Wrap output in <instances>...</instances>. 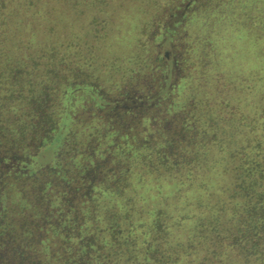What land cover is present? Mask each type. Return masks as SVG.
<instances>
[{
	"label": "trees",
	"instance_id": "trees-1",
	"mask_svg": "<svg viewBox=\"0 0 264 264\" xmlns=\"http://www.w3.org/2000/svg\"><path fill=\"white\" fill-rule=\"evenodd\" d=\"M0 264H264V0H0Z\"/></svg>",
	"mask_w": 264,
	"mask_h": 264
},
{
	"label": "rangeland",
	"instance_id": "rangeland-1",
	"mask_svg": "<svg viewBox=\"0 0 264 264\" xmlns=\"http://www.w3.org/2000/svg\"><path fill=\"white\" fill-rule=\"evenodd\" d=\"M51 149H52V147L49 148V150H51Z\"/></svg>",
	"mask_w": 264,
	"mask_h": 264
}]
</instances>
